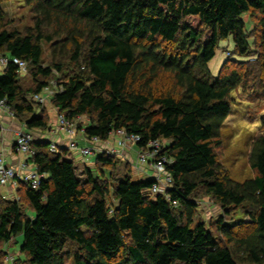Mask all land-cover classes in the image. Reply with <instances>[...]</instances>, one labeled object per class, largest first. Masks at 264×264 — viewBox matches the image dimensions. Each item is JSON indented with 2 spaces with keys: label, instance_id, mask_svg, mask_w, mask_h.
<instances>
[{
  "label": "trees",
  "instance_id": "1",
  "mask_svg": "<svg viewBox=\"0 0 264 264\" xmlns=\"http://www.w3.org/2000/svg\"><path fill=\"white\" fill-rule=\"evenodd\" d=\"M4 1L0 57L9 63L0 75V102L28 130L51 128L45 108L22 86L14 60L23 61L34 95L55 79L51 98L59 114L90 119L81 128L89 140L108 142L118 130L138 136V149L166 140L160 158L173 186L168 197H153L156 179L126 178L114 189L112 208L111 184L88 167L79 178L70 150L52 153L53 143L38 139L27 162L44 178L37 190L19 184L33 215L0 196V242L22 236L27 264H264V118L250 154L256 176L237 182L222 175L215 147L231 95L250 75L227 66L214 77L209 68L223 41L233 43L236 57L251 56L247 14L259 17L264 47V0H26L35 19L24 32L4 25ZM44 42L51 44L48 66ZM165 76L171 88L155 92ZM113 159L99 155L96 163L113 167ZM200 190L226 216L241 212L240 222L227 225L224 216L215 226L225 245L196 222Z\"/></svg>",
  "mask_w": 264,
  "mask_h": 264
},
{
  "label": "rangeland",
  "instance_id": "2",
  "mask_svg": "<svg viewBox=\"0 0 264 264\" xmlns=\"http://www.w3.org/2000/svg\"><path fill=\"white\" fill-rule=\"evenodd\" d=\"M1 6L5 13L4 25L8 30L16 29L21 32H24L26 29L33 27L35 14L32 5H29L26 0H7L2 2ZM258 18L259 17L253 18L248 14L244 16V20L248 28V34L252 43V51L250 57H236L233 51V43L231 41H223L221 42L219 49L217 50L216 58L209 64L210 71L214 77H218L221 73H223L227 66H230V68L242 67L244 69L239 70H242V72L248 73L250 75L248 77L247 85L238 88L231 95V113L228 119L226 120L222 132L220 134V143L218 146L215 147V152L217 154V159L221 168L222 175H225L237 182H243L247 179L254 178L257 174L256 171L251 167L250 154L254 140L262 131L261 120L264 118V55H261L264 54V47L261 46V30L258 27ZM43 51L44 65L48 66L52 61L51 44L44 42ZM254 57L255 59H253ZM2 72L3 69L0 68V75L2 74ZM21 77V82L24 90L28 91L29 96H33L36 86L33 84L32 78L30 77V75L24 74H22ZM61 78L63 79L64 77L62 76ZM54 80L51 81L50 85L52 91H55L56 89V82H54ZM143 84L144 82L142 81L140 85ZM171 86L172 81L169 79L168 76H165L163 77V79L158 80V82L154 84V91L157 92L161 89L163 91H166L170 89ZM49 94H42L43 98L45 99V102L42 104V106L45 108L44 115L48 116L50 120H54L57 113L56 108L52 103L51 95ZM17 121L21 123L19 120ZM57 121L58 125H60L59 119ZM89 121L90 119L87 116L76 119L74 121L75 128L77 129L76 131H79L81 130V128L87 126L89 124ZM26 130L28 132L33 133L27 128ZM34 133L41 134L40 131H35ZM78 133L81 134L80 131ZM8 136V133L5 132L2 135V138L7 140L9 139ZM65 136H67L68 138L67 141L70 142L71 138L66 134ZM76 139L80 148H83L84 143L80 142V136H76ZM117 140L118 139L116 138L115 140L110 139L108 141V146L113 148V146L115 147L116 145L117 147ZM159 141L163 146L167 144L166 140ZM112 143L113 146L111 145ZM93 145H96V143L92 142V146ZM133 147L135 146L127 145V147L125 148H118V152L116 153L117 155L110 156V158H114L113 160L116 161V166L113 167L98 166L96 163L97 158L99 156L98 154H94L92 157L88 156L84 160V164L86 163L89 170L95 172L97 178L100 181L112 185L110 197L108 199V204L112 208L117 204V201L115 200L114 196V189L119 181H123L126 178H131L132 180L137 181L143 174H145V172L148 170L147 168H149L154 173V177H149V179L155 180L158 177L154 167V163L157 161L149 160L145 163L139 161V151L137 153V150L132 149ZM10 149L11 146L5 147V150L7 152ZM129 150H131L130 156L132 158V161L127 159L126 156ZM71 153L73 154L72 158L75 159V163L78 169L77 174L79 178L85 179L86 177L84 175V170H86L87 167L79 162L80 157L78 154L74 152ZM19 157L22 161L24 160V162H26L24 156ZM160 157L161 156L159 154L155 159H158ZM35 171L36 169L33 163L30 162L28 173L31 174ZM159 183L160 187L164 189V194L159 195H164L168 197V191L172 188L173 182L170 185H166L164 179H159ZM2 191L3 194L6 195V193L8 192V187L2 188ZM0 196L9 200L15 199L22 205L26 215H33V211L24 197L23 189L17 190L16 193L7 194V196H3L0 193ZM197 204L198 214L196 222H204L207 225V228L211 230L215 234V236L221 241V244L225 245L227 243L226 238L220 235L217 230V227L215 226H217V222L220 217L224 216L227 225H234L240 222V220L243 219L240 214L241 212H236V210H233L232 216H226L220 205L215 202L213 197L206 196L203 192H201V190L199 191V198L197 199ZM22 242V236L18 237L16 242L13 240L8 244H4L1 241L0 263H13V261L16 259L23 260V262L26 261V263L24 264H27V258L20 252ZM76 250L77 248L74 245H71L68 249L71 254L74 253ZM72 263V260H70L67 264ZM239 264L246 263L239 262Z\"/></svg>",
  "mask_w": 264,
  "mask_h": 264
},
{
  "label": "built area",
  "instance_id": "3",
  "mask_svg": "<svg viewBox=\"0 0 264 264\" xmlns=\"http://www.w3.org/2000/svg\"><path fill=\"white\" fill-rule=\"evenodd\" d=\"M8 63V58L0 57V68L5 69ZM14 63L19 66L22 74H28L27 64L25 62L14 60ZM45 92H47L48 94L50 93V95H52L55 91H51L47 88ZM31 100L39 104H43L45 102V99L43 98L42 94H35L31 96ZM0 109H6L10 116L15 118L14 114L5 105L4 102H0ZM58 119L60 122L61 131L71 138V141L66 146V148L71 152H75L82 157L93 156L94 154L105 155L108 157L117 155L116 153L118 152V149L116 147L113 146V148H102L101 146L97 145V143L100 141L96 138L91 140V142L96 143V145H93L88 148H80L78 142L75 140L77 133L75 123L68 121L66 117L62 114L58 116ZM115 138L118 139L117 145L121 148H125L127 147V145L136 146V144L140 141V138L138 136L128 135L125 130H118L114 132L111 135L110 139L115 140ZM36 140L37 139L35 138L33 133L21 130L16 134L14 143L15 150L19 154L27 158V160L33 158L35 156V150L33 149L32 144ZM163 147L164 146L161 145L160 141H155L151 142L146 148L138 150L140 158L139 161L143 163L149 160L157 161L154 163V167L158 176V180L156 179L158 183L150 191V196L153 197L159 194H164V189L160 187L159 179H164L166 185H170L173 182L171 176L166 170V160L161 158L155 159L157 155L162 152ZM50 150L52 153H58L60 151V147L53 143ZM28 170L29 164H26L25 166H20L19 168L8 166L5 161V154L2 150H0V188L11 187L13 189H17L20 182H25L30 184L32 189L37 190L44 176L37 174L36 171L29 174ZM173 205L177 206V203L174 202Z\"/></svg>",
  "mask_w": 264,
  "mask_h": 264
},
{
  "label": "crops",
  "instance_id": "4",
  "mask_svg": "<svg viewBox=\"0 0 264 264\" xmlns=\"http://www.w3.org/2000/svg\"><path fill=\"white\" fill-rule=\"evenodd\" d=\"M49 90L52 91L51 89V86L48 88ZM46 91V90H45ZM43 92L42 94H48L47 92ZM50 95V94H49ZM56 117L54 118V120H50L51 121V128L47 131H42L41 134H34L35 138L38 140V139H45L47 141H51L52 143H55L56 145H58L60 148H66V146L68 145V141H67V136H65V134L61 131V126L58 125V116L60 115L58 110L56 109ZM75 121V120H74ZM73 121V122H74ZM89 123V122H88ZM87 123V124H88ZM0 124L2 126V132L0 134V150H2L5 154V161H6V157H7V161H6V164L8 166H11V167H14V168H19L20 166H25L26 164H28V160L27 158L26 159V162H24V160L22 161L20 159L19 156H23L21 154H19L16 150H15V147H14V143H15V138H16V134L23 130V131H27L26 128L24 127V125H22V123H19L16 118L14 117H11L10 114L6 111V109H0ZM86 124V125H87ZM77 127V126H76ZM83 128H86L83 127ZM77 130V129H76ZM80 131L81 134H79L78 132ZM77 131V135L76 136H80V139H81V143L83 142L84 145H83V148H88V147H91L92 146V142L91 140H89L86 136H85V132L84 130H79ZM7 132L8 133V137L9 139H3L2 138V135ZM11 138V139H10ZM75 140L77 141V139L75 138ZM98 146H101L102 148H107L109 147L108 146V142H98L97 144ZM113 146V143L111 144ZM7 146H11V149L7 152L5 150V147ZM116 147V145H115ZM117 149L120 147H116ZM132 149H135L137 150V153H138V148L137 146L133 147ZM131 149V150H132ZM128 151V153L126 154L127 156V159H129L130 161H132V158L130 156V151ZM75 153V152H74ZM77 154V153H76ZM79 155V154H78ZM71 158L73 157V154L71 153L70 154ZM80 163L83 164L84 166L87 167V164L85 163L84 164V160L85 158L87 157H82L80 156ZM92 157V156H90ZM74 159V158H72ZM75 161V159H74ZM8 162V163H7ZM85 167V168H86ZM148 170L145 172V174H143L137 181H140V180H147V178L149 179V177H154V173L153 171H151L149 168H147ZM136 175V173H135ZM20 186L17 187V189H13L11 187H8V192L5 194H3V191H2V188H7V187H1L0 188V193L1 195L3 196H7V194H11V193H16L17 190L19 189Z\"/></svg>",
  "mask_w": 264,
  "mask_h": 264
},
{
  "label": "bare ground",
  "instance_id": "5",
  "mask_svg": "<svg viewBox=\"0 0 264 264\" xmlns=\"http://www.w3.org/2000/svg\"><path fill=\"white\" fill-rule=\"evenodd\" d=\"M135 168V167H134Z\"/></svg>",
  "mask_w": 264,
  "mask_h": 264
}]
</instances>
